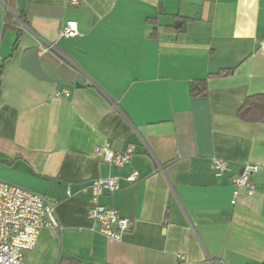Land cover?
I'll return each instance as SVG.
<instances>
[{"label":"crops","instance_id":"obj_1","mask_svg":"<svg viewBox=\"0 0 264 264\" xmlns=\"http://www.w3.org/2000/svg\"><path fill=\"white\" fill-rule=\"evenodd\" d=\"M73 2L0 0V180L53 203L59 224L23 260L264 264V122L237 116L264 94V0ZM69 20L76 38L60 34ZM32 48L55 82L21 67ZM104 145L133 153L115 167L93 153ZM245 164L251 196L231 181ZM98 178L118 190L92 201ZM94 205L130 221L118 240L88 218Z\"/></svg>","mask_w":264,"mask_h":264},{"label":"built area","instance_id":"obj_2","mask_svg":"<svg viewBox=\"0 0 264 264\" xmlns=\"http://www.w3.org/2000/svg\"><path fill=\"white\" fill-rule=\"evenodd\" d=\"M73 3L76 4V0ZM60 34L65 38H76L77 23L66 21ZM63 94L68 96L65 91ZM93 153L99 155L103 163L122 167L127 164L133 149L129 146L125 152L117 153L104 145L94 148ZM227 164L225 160L213 158L210 169L214 174L221 175L227 171ZM256 171V165L245 164L241 173L231 180L236 190L244 189L246 195L251 196L255 189L248 178ZM137 178L138 174L132 172L127 180L134 182ZM87 189L90 190L91 200L95 201L103 194H113L118 190V184L116 178H98L83 191ZM236 190L234 196L237 195ZM87 216L99 224V231L103 235L114 240H118L130 226V221L116 210L98 205H94ZM58 225L53 203L40 194L0 180V264H28L23 260V253L34 247L39 231L42 228L56 229Z\"/></svg>","mask_w":264,"mask_h":264},{"label":"trees","instance_id":"obj_3","mask_svg":"<svg viewBox=\"0 0 264 264\" xmlns=\"http://www.w3.org/2000/svg\"><path fill=\"white\" fill-rule=\"evenodd\" d=\"M226 73L227 71H221L218 74L224 75ZM206 93L207 88L204 80L190 82V96L202 97L205 96ZM237 116L248 122H264V94L246 98L240 106Z\"/></svg>","mask_w":264,"mask_h":264},{"label":"water","instance_id":"obj_4","mask_svg":"<svg viewBox=\"0 0 264 264\" xmlns=\"http://www.w3.org/2000/svg\"><path fill=\"white\" fill-rule=\"evenodd\" d=\"M263 48H264V44H263ZM21 67L39 80H43L47 82H55V80L51 78L41 68L39 63L37 48H32L26 52Z\"/></svg>","mask_w":264,"mask_h":264}]
</instances>
